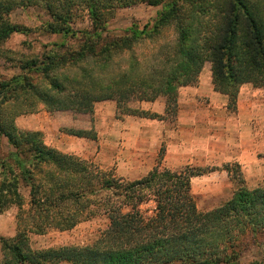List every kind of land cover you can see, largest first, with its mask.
Listing matches in <instances>:
<instances>
[{
	"label": "trees",
	"instance_id": "obj_1",
	"mask_svg": "<svg viewBox=\"0 0 264 264\" xmlns=\"http://www.w3.org/2000/svg\"><path fill=\"white\" fill-rule=\"evenodd\" d=\"M137 3L161 6L149 28L132 25L123 34H104L105 11ZM31 6L47 16L38 30L62 40L44 44L40 54L14 58L4 42L32 28L14 22L11 14ZM77 8L86 11L88 29H73ZM168 27L175 31L174 44L139 59L134 48ZM69 37L75 45L66 43ZM0 57L18 68L0 75V141L5 137L13 148L5 154L0 144V213L17 207L15 235L0 236V264H238L241 238L264 231V183L247 187L238 164L231 195L199 210L191 178L205 170L156 165L126 180L15 123L16 116L42 108L91 113L105 100H114L123 114L163 119L128 104L159 96L165 98L164 113L175 116L179 87L196 84L205 62L214 90L234 104L241 84L264 89V0H0ZM9 103L14 114L6 117L3 107ZM64 132L95 138L92 129ZM148 201L150 213L140 207ZM97 214L108 223L90 243L30 244V233L71 229Z\"/></svg>",
	"mask_w": 264,
	"mask_h": 264
},
{
	"label": "rangeland",
	"instance_id": "obj_2",
	"mask_svg": "<svg viewBox=\"0 0 264 264\" xmlns=\"http://www.w3.org/2000/svg\"><path fill=\"white\" fill-rule=\"evenodd\" d=\"M160 8V5L154 6L146 3L111 8L104 12V20L106 21L104 34L107 33L110 36L123 34L132 25L140 29L144 28V26L149 28L156 18V12ZM72 16L73 29L89 28L90 22L85 10L77 8ZM11 19L14 22L32 28L31 32L13 34L4 42L3 48L11 50V55L14 58L40 54L44 44L51 45L53 42L62 40L59 35L46 34L38 30V26L47 19L46 14L39 7L17 8L11 14ZM175 37V31L172 27L165 28L156 37L146 39L138 44L134 48V53L142 60L144 58L143 54L147 56L161 45L174 44ZM66 43L75 45L76 41L69 37L66 39ZM13 64V62L0 57V75L8 77L17 73L18 68L14 67ZM198 84H201L204 91H209L210 86H213L209 62L203 64L196 84L187 86H196ZM181 87L178 89V95ZM221 96L225 98L227 110L233 111L236 109L239 98L242 101L249 98L264 99V89L253 86L251 83H243L239 86L234 104L230 103L224 94H221ZM206 97V99L209 98L208 96ZM154 101H157V104L154 105L155 108L160 105L165 108V98L163 96L157 97ZM141 103L142 101L137 100L128 102L131 107L143 109L140 106ZM38 106L41 107L42 105L38 104ZM258 106L260 107L258 112L264 114L262 104L259 103ZM3 112L4 116L7 115L6 117L13 115L12 105L9 103L5 108L3 107ZM159 114L164 115V124L155 123V120L162 119H154L146 123L128 122L130 118L139 116L123 114L120 108L116 106L114 100H105L96 102L91 113L48 112L42 108L37 112L16 116L15 123L22 130L41 131L45 143L49 146L55 147L62 152L76 155L100 169L109 171L116 176H121L126 180L140 178L156 165L171 170H179L184 167H189L193 171L205 170V173L191 179V193L199 210H208L218 206L231 195L237 186V182L232 177L236 164L239 165L237 170L241 172L244 184L247 187L253 188L264 183V151L258 152L257 158L248 160L244 168L238 161L233 159L228 161H210L203 165L196 162L180 167L173 165V162H171L172 153L171 155L169 154L168 147L170 143L177 144L180 137L176 122L177 116H174L171 111H168L167 114L166 112ZM66 128L92 129L95 133V138L90 139L68 134L64 132ZM159 134L160 137H158ZM143 141H146V144ZM0 144L1 151L5 154L13 150L5 137H2ZM143 146L146 147V151L143 156H140L142 154H140L138 149ZM199 146H201V143ZM160 153L161 159L159 158ZM168 156L171 158L169 161ZM199 157L203 158L201 154H199ZM22 192L27 194V188L22 187ZM140 207L147 209L148 213H150L153 208V202L148 201ZM16 212L17 207L10 206L0 213V236L12 237L15 235L17 231ZM107 223L108 221L104 214H97L82 220L71 229H50L40 235L30 233V244L33 248L87 244L98 236L107 226ZM251 237L250 234H247L240 240L238 264H264V231L254 234L252 239ZM57 264L70 263L59 262Z\"/></svg>",
	"mask_w": 264,
	"mask_h": 264
},
{
	"label": "crops",
	"instance_id": "obj_3",
	"mask_svg": "<svg viewBox=\"0 0 264 264\" xmlns=\"http://www.w3.org/2000/svg\"><path fill=\"white\" fill-rule=\"evenodd\" d=\"M206 96L209 98L206 99ZM221 97L213 86H210L209 91H204L201 84L180 88L176 114L180 137L177 144L170 143L168 147L173 165L180 167L191 162L203 165L210 161L233 159L244 168L248 160L257 158V153L264 151V114L258 112L259 103L264 110V99L249 98L242 101L239 98L236 109L228 111L225 98ZM156 104L157 101H142L140 106L163 113L164 106L155 108ZM152 120L134 117L128 122L146 123ZM159 122L164 124L165 120H155V123ZM143 143L146 144V141ZM138 151L143 156L146 147H140ZM199 154L203 156L202 159Z\"/></svg>",
	"mask_w": 264,
	"mask_h": 264
}]
</instances>
